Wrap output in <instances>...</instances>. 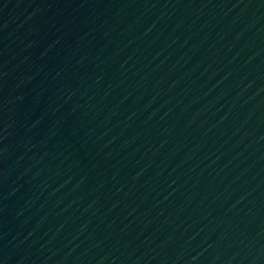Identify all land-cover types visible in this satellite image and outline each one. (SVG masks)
I'll list each match as a JSON object with an SVG mask.
<instances>
[{"label":"water","instance_id":"water-1","mask_svg":"<svg viewBox=\"0 0 264 264\" xmlns=\"http://www.w3.org/2000/svg\"><path fill=\"white\" fill-rule=\"evenodd\" d=\"M0 264H264V0H0Z\"/></svg>","mask_w":264,"mask_h":264}]
</instances>
